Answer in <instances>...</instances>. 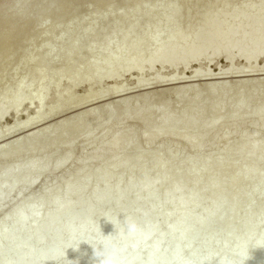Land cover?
Wrapping results in <instances>:
<instances>
[{
    "label": "bare ground",
    "instance_id": "6f19581e",
    "mask_svg": "<svg viewBox=\"0 0 264 264\" xmlns=\"http://www.w3.org/2000/svg\"><path fill=\"white\" fill-rule=\"evenodd\" d=\"M109 1L111 0H48L47 4H42L44 3L42 2V0H0V26H1V30H0V79H2V76L5 75L6 72L7 74L17 73L18 68L16 69L15 66L13 69L9 70L12 63H15L13 62V60H11L12 62L9 65H6L8 62L7 61L8 58L12 57L10 53L16 47L19 48V47L27 46L28 48V46L32 45L31 44L32 42L39 41V40H34V36H33L35 35L33 33H35L37 29H41V30L45 28L47 29L48 25H50L52 22H56L62 18L72 19L73 17H75L74 14H76V11L79 7L81 8V6L87 3L93 4L91 5L92 7L88 8L87 10L88 12L87 11L86 13L84 12V15L81 16V20L79 21L80 25H82V23L83 25L85 24V29L84 30L82 29V31H84V34H85L84 35L85 41L80 42L84 38V36L82 38L79 36L80 32L79 33L77 32V35L76 33H73V32L70 33L66 41L65 50L62 54V61H61L62 64L60 62L62 67L58 71L53 70L57 67L52 69L54 71L53 73H52V70H50L51 71L50 72L48 70L44 71L45 69H41V68H44L45 66L40 67V69H38L39 68L38 67L36 70L34 69L31 74L29 73L30 75H27L28 77L23 76L21 78V81L16 83L15 87L13 86V88L11 89L9 87H6V89L3 88V91L4 89L5 91L4 93H1L3 94L1 96L4 97V100L0 101V114L7 113V107L5 106L6 101L11 99L21 90V86L23 85L24 82H29L33 90H35L42 83L43 77L44 76L48 77L47 74L49 73H52V75H49V76L54 79V83L52 85H49L50 87H48V89L50 88L49 90H51L52 92L53 90H57L58 94L56 95V99L54 101L55 102L54 107L50 110L45 111L44 113H41V115L36 119L34 123H31V124L24 123L16 127L15 129L7 130V132L0 134V139H1V138H7V137L10 138V136L13 134L14 136L12 137H15V134L17 135V133L22 132L21 134H18L17 139H14L15 141L12 140L13 142L10 141L9 143H6V144L4 143L3 145L0 146L1 157L6 153L10 155H15L18 152H21L23 150L21 147L24 148V146L25 148L27 147L26 150H28L26 154L31 153V151L34 152L36 149L32 150L33 145L35 146L36 143L40 144L41 141L37 142V140L43 139V137L39 139L37 138L41 134H42L41 136H44L45 134L49 133L50 135L49 134L47 135H49L50 137L51 136L54 137L56 140L60 139L59 141H61V139H64L65 134L71 133L73 135H76V134L78 135L81 132H86L89 129H92L93 127L97 125L103 124L104 126H106L109 124V122L114 121L116 118H117L116 119L117 121H114V122H116L117 124H121L126 119L124 117H120V115L125 116L126 113L125 114L115 113L114 112L115 110H113V108L117 107L118 109L120 107L119 105H121L122 103L118 104V102L116 103L114 101L116 104L113 102L115 105L114 107H111V105L105 104L106 103L105 101L108 100V99L106 100L105 97H108V96L115 97L116 95L119 96L118 95L119 93L122 92V94H124L123 92L125 90L126 91L133 90L137 88L138 85L141 84V81L139 78L133 81L132 84L133 85L136 84L134 86L126 85L124 84V81L122 84L121 81L123 80V77L124 78L127 77L125 76V74L126 75L129 74V73H123V70L125 71L128 66H130L131 64L134 65V63H136L135 65L138 66L139 64L137 63H140L144 60H147L146 65L148 64V66L152 65V62L154 64V62H156L155 59H158L160 57L162 58L167 57L169 60L171 59L175 60L174 58L175 53L176 55H178L176 51L179 50V53H181L178 57L183 55L184 50H182L183 48L181 46L182 45L186 46L187 43L185 42L189 43V41H191V43L193 42L194 45L196 44L198 45L202 43L203 49H207L208 47L213 46V45L217 46L219 49L218 51H216L211 56L203 59L207 64H214L215 61L218 59L220 52L222 51L224 52L237 51L239 56L247 59L246 66H244L242 69H239V70L232 67L234 65V64L232 65L233 61L228 62L225 65L226 70L222 73V75H225L223 76V78H225L226 75L231 76L233 74L235 75L236 73L238 74V78H239L243 76V75L239 76L243 73L245 75V73L253 72L252 70L257 68V67L253 68V65L255 66L257 61H259V59H261V62H263V65L261 67H258L257 69L259 71L260 69L263 70L264 57L262 56H264V50H259L257 43L259 44L261 38L263 37L264 21L262 20L257 21L251 18L247 19L248 18L247 16L252 9L251 7L254 4H256L257 0H247L246 4L243 3L242 4L243 6L240 7V11L236 14V16H233L232 18L228 20L226 28H224L223 31H221V35L219 37H212L209 39L204 38V29L210 28V27H213L214 29L218 28V23L221 18L220 12L211 13L208 16H202V17L200 16L201 21H200L199 26L195 27L194 25L193 27L192 25L191 26L192 28H187L188 27L187 26L185 27L186 28L185 30L183 29L181 30V26H180L181 19H179L178 17L182 16L181 15L182 7L180 3L178 2V0H170L169 3H165L166 5H162V6H160L161 3L159 4L157 0H151L154 3V6L151 9H149L145 15L139 14L138 12L139 10L137 9V4L133 3V5L131 4L130 7L128 6L129 7L128 8L127 6L123 5L124 3L122 2V0H118V1H121V3L123 4H117L118 9L116 10V13L113 15L114 17L113 16L111 17L112 20H114L112 21L113 24L112 23L105 24V22L109 23V20L106 17L107 16L106 9L110 4ZM140 1H143V0H136V2H140ZM262 1L263 3L256 8L257 14H264V0ZM223 2H224L223 0H215L214 4H222ZM226 5H229V4L227 3ZM226 7L223 6L222 8L226 9ZM227 8H229V6ZM37 11L40 12V16L35 15V12ZM187 14L184 16V18L189 19V15ZM128 16L130 17V21L128 20L129 19ZM160 16H162L163 18L158 23L153 20ZM124 18H126L127 21ZM158 19L156 20L158 21ZM97 21H101L104 25L97 30V31H100V35L94 36L93 33L96 31V29H94L95 27L94 25ZM237 21H243V28L240 31V34L238 36L239 40H243L246 38L245 30L248 27H251V28L254 27L253 35L250 37V40L254 42V45H251V47L245 48L243 50H239L236 46L230 47L225 42L231 39L232 29ZM114 22H116V24H114ZM153 22L155 24H153ZM141 24H146L145 26H143V27H146V30H145L146 32L143 31L142 33H139L140 35H137L138 33H136L137 36L132 37V35L135 34L134 32L136 30L135 28L139 27V25ZM147 26L149 27V30H147ZM69 28L71 29L72 27L71 26H69L68 28L58 27L59 30L63 29L62 31H64V29L68 30ZM46 29H45V32H42L43 34H45L47 30H50V28L47 30ZM73 29H74V26H73ZM139 30L142 31V29H139ZM53 32H50V33H53L55 35V30ZM53 34L52 36H50L49 33L46 34L50 36L49 37L50 41H51V37L53 38L55 37ZM91 34H93L92 38H90ZM87 36H88V39L86 38ZM41 38L42 39H40L41 40L40 43L37 42L38 46L41 44V42H43L46 39L44 35ZM116 39H117V42H116ZM190 39H193V40H190ZM102 40H105L106 44L104 43L105 41L102 42ZM180 40L184 42L185 44H183ZM178 41H180V43L182 44L178 43ZM100 42L104 43L105 45L101 47L103 48L102 50L99 49V51L96 52L98 48H100V47H97L96 45L100 46L99 45ZM177 44H180V45L177 46ZM80 45H81V51L85 52L84 54L86 53L89 54L88 56L90 57L89 58L88 56L85 57V60L87 59L88 61L87 60L83 62H81V60L77 61V62H81V64L80 63H78V65L73 64V67H75L73 68L72 65L69 66L68 64H71L69 63V61L73 60L72 57L76 58L78 56L77 55L78 52L74 50V47L75 46L79 47ZM165 46L169 49H166ZM40 48H41V45H40ZM13 52L14 51H12V53ZM32 53L31 52L30 54L27 53V55L21 54L25 56V57L21 56V57H24L22 58L23 67L26 68V66L32 65L33 63H40L42 65L46 64L47 62L50 61L49 60L50 58H52L53 56L57 54V52L53 48L46 49V51L42 53V56L40 55L41 56L40 58L37 57L38 55L34 54L33 51ZM75 54L76 56H74ZM35 56L37 58H35ZM100 58L101 60H105L106 63L102 64L104 63L102 61H100L99 63ZM197 60H198V57L196 55L189 58V60L185 64H183L184 71L186 72L189 66L196 63ZM158 61H161V60H157L156 64L159 63ZM77 62H73V63H77ZM114 64L117 66L121 65L120 66L121 71L119 73H116V74L114 73V70L116 69V68L113 69ZM18 65H21V63H19ZM179 65H180L179 62H176L172 67L176 68ZM7 66L9 68H7ZM66 67H70V69H75L73 70L75 71L73 72L75 75L72 73H70V75H65L66 72H64V68ZM110 69H112L113 71L112 74L108 73ZM138 69H139V66H138ZM118 70L116 69V72ZM234 70L238 72H235ZM141 71L142 69L139 72ZM68 72H72V70L70 71L68 68ZM185 72L184 74L186 75L187 73ZM185 75H182L183 77L173 76L172 80L185 81L184 79L190 78L191 80L192 78V80H194L193 78H195L198 80L200 79L199 81H201L202 78H207L209 76V74H203L199 72H195V74L193 73L194 76L191 75L189 77H186ZM252 76H255V75L252 74ZM8 77L9 76H7V78ZM212 78H213L212 80L215 79L214 77ZM63 79H65V81ZM190 80H187L184 83H187V82L192 83L193 81L192 80L190 81ZM262 80L264 81V79L261 78V80H257V82L258 81L260 82ZM202 81L208 82V81H211V78L203 79ZM254 81L249 82L248 80H246L245 83H242L243 85L241 83H238V85H242V86H239L238 91L241 89L245 91V93L241 91L242 94L240 96L239 102L231 110V113H230L231 115L229 114L230 115V119H229L230 126L224 132H221L220 134L217 133L211 138H207L206 132L216 127L218 122L223 118V116H225V113L228 111L232 103V99H230L228 94L230 90L232 92L233 88L228 89L229 91L225 90L226 94L224 95L222 99H220L219 101L217 100L218 102L212 99L215 96H217L216 93H219L217 90L219 89L221 90L222 88H224V85H225L224 81L223 83L222 81H220L221 83L220 82L217 83V81L215 83H203L204 86H201L203 87L202 90L208 93L203 96L202 94H199V92L201 93L202 91L200 89H198L200 90L199 92L198 91L196 92L197 94L194 93L197 89L194 88L195 87L194 85H190V83L179 89L173 90L175 96L173 99L171 109L168 110V112H165L163 110L164 112H159L156 114L157 116L155 115L158 126L156 128H151L148 130L145 129L146 131H143V133H142V129L140 131L141 137H143L144 140L145 138H147V141H149V139L153 141V139L162 137L167 134H175V136L182 139V138L187 137L190 133H193V136L191 139L193 152L200 150L201 147L205 145L204 143L209 141L208 143L212 144L213 146L216 143L218 145V142H221V144L223 142L224 149L232 148L237 151H245V154L240 155L239 157L234 159V157H228L230 154H228V156L225 155L226 153H224L223 152L224 149H222L221 151H218L219 153L218 152L216 153L217 155H214L215 157H213V160L189 163L187 162V157H186L188 155L182 156V153H180V151H178L177 148H173L172 146H164L160 150L161 155L154 158V160L151 161V164H150L149 162L146 163L143 160L146 158L145 156L149 154V152L147 151L151 152L152 151L151 149L147 148L149 150L145 149V151H135V152L131 151L133 153H128L130 152V150H132L130 148H132L133 145H134L133 149H135L134 147L136 144V141L127 140V135L130 134V132H132L131 130H129L130 131L129 132L126 130L127 128L124 129L129 133H127L124 130H121L122 132L113 131L110 133L111 135L108 137L110 145L115 146L117 144H124L125 142H127L126 144L131 145V146L130 148H128V151H125L127 153H125L124 151H120L119 148H118V151L117 149H112L108 151L105 155L95 159L97 163L103 160L108 161L106 164L102 165L99 168L98 175L99 177L100 176L102 177L108 174H113V175L119 174L121 172L123 162L125 163L126 160H127L126 162L130 160V161H133L134 164L136 163L137 165L136 167H134L129 180H117V182L115 181L116 184L114 188L109 187L108 184H104L102 182L101 189L99 190L97 189L98 191H95V192H90L89 186L93 179L89 177L85 179V184L83 187H81L80 189L76 190L75 192L71 194H66L64 196L61 195V193L62 194L64 193L62 191H64L67 188V186H69L77 178V174L75 172L66 175L58 184H54L51 186L48 185V187H45L44 190L41 191L42 193L39 198L38 208L27 215V218L29 222L31 223V225L27 232V237L23 241V245H26V242H28L30 238L34 236L35 237L41 236L40 239L43 242V248L41 250L29 248L25 252H18L13 255H8L2 260L1 264H46L49 261L57 258L60 253V250L66 245H69V244H74L76 246H80L84 244L94 245L101 238V235L105 236L108 233V236H109L111 232L112 233L115 232L114 234H118V238H117L118 246H121L122 244L125 243L124 240L126 236L122 237L119 235L120 225L116 223V217H118V219H120L121 221L124 218H129V217L137 223L139 222L143 223L144 220L146 221V218H143V217H146V215L144 216V215H141L143 213H139V212L145 211L146 209H143V211H135L137 213H131V214H127L126 216H124L125 215L124 206H126V205L123 206L124 200L127 197H129L128 194H130L131 192L133 193L132 197H130L131 199L129 198L131 201L126 200L130 203L129 205H132L131 203L135 204L139 202L143 196H145L147 199H151L154 197H160V196L165 197L168 200L173 201V202L169 201V203L171 202L174 204L172 208L170 207L171 210L167 211V213L163 215V218H165V220L167 221L173 220V222H175L176 220L177 223L175 222L173 224L172 227L175 226L174 228L168 229L163 236L156 238L154 240L156 244L154 246H151L150 252L148 253L145 261H143L144 264H172V263H175L177 259L183 256L182 254L183 252L181 251V249L185 245L188 244L190 237L193 236L194 234H197L200 231L202 232L205 231V229H211L213 234L220 233L221 229H223V231H226L227 229L228 230V232H226L227 234L224 235V238L223 236L221 237V239L223 238L222 239L223 241L221 240V242H223V244L225 245L229 244L232 241L236 243L239 240H241L244 236H246L249 233V231L251 232L253 228H256L253 226H257L258 225L257 222H259V220L264 219V217L262 218L258 215L259 213H262L261 214L262 216L263 211L256 212V210H259V209L258 208L255 209L251 207L253 205L252 204L253 202H251L254 199L253 196L258 195L256 194V192L259 191L260 193L262 192V194L264 193L263 192L264 185L259 184L260 181H258L259 180L258 178L256 179L257 181H254L255 179H253L254 177L256 178V176H258L260 177L262 181L263 180L262 178H264V168H263L264 167V152L260 153V155L262 154L263 156L262 155L261 157L258 156L259 152L263 151V149L261 148L264 147V138H262L261 136L262 132L264 131V102H262L259 107L261 113L259 115L249 116L251 120L247 119V122L250 121L248 126L246 128L243 126L245 128L244 131H247L249 133V136H243L241 138H238L237 141L235 142H232L235 139L231 136V134L234 131L239 130L237 127L241 126L240 118L243 115L242 114L243 107L248 104L250 97H254L255 95H257V93H255L254 91L251 93V90H256L257 88L254 87L256 85H259L257 87H260L262 85L264 86L263 81L260 83L258 82L259 84L257 83V84L252 85V83H256V81L255 82ZM236 82H239V81H236ZM60 84L63 85L62 91H58V86ZM226 86L228 85H225V88ZM81 88H84L87 90L83 93V95H80L81 97L79 96L80 98V99L78 98L79 101L75 102L74 100H72L76 104L75 103L70 104L69 102L68 106L64 104L65 107L64 106L62 107L61 103H59L60 99L62 100V98H66V100H69V99L71 100V97L73 95H76L75 92L77 90L80 91ZM204 91H203V94H205ZM163 93L165 92L163 91ZM163 93H162L163 97L161 96L162 99L164 98ZM144 94H142L143 97L145 96ZM31 96L32 94L30 92L26 95L24 99L16 101L13 104V108H12L13 112H15L21 105H23L25 100H29ZM201 96L204 98L208 97L207 99H211L212 103L207 102L208 105L204 107L203 105L206 104V101H205L206 99H205L204 103L202 104V107L199 106V108L197 107V108L192 109L194 107V104L199 105V103L197 102H200V100L203 99ZM135 97H132V99ZM147 97L149 98V96ZM138 98H140L138 100L142 99L141 97H138ZM46 99L47 97L44 96L35 105V109L37 110L40 109L42 103ZM100 99L105 100L103 101L104 102L103 105H101L102 102H100L101 103L100 104L99 101H97ZM132 99H131V103H132ZM149 100L150 99L147 100L146 98L143 104L145 105V102H149ZM95 101H97L100 104V106L96 102V104L95 103L94 104L98 105V107L94 105L96 108L88 107V109L86 108L87 110L82 109V106L84 108V106L91 104ZM61 102H65V100ZM120 108L121 109H118L119 112H122V111L126 112L127 110L130 109L134 115H136V112L140 110L135 105L132 107L128 106L127 103H124V105L121 106ZM81 109L85 111H82ZM147 111H148L147 108L143 111L144 114L147 116V118L145 119L143 118L142 123L140 122V124H142L144 127H147V124L149 123V121H151V118L153 117ZM116 114H118V116ZM204 114L205 115L209 114L210 116V118L207 121H204L197 126L192 124V121L194 119L201 117ZM61 115L62 117L59 118L53 126H50L51 128L45 127L40 130L24 132L25 129L28 128L29 126H36V124L38 125L39 123H42L44 121H47L49 119H52L56 116H61ZM175 115H178V118H174ZM135 117H131V118H135ZM131 121L133 120L131 119ZM90 124L92 125L90 126ZM143 126L141 127L140 125L141 128H143ZM123 132H126L127 134ZM108 133L109 131L108 132L104 131L100 135V137H98L99 139L96 140L97 142L95 143V146L92 144L94 148L104 143L105 139L107 138ZM83 135L84 136L82 137L84 139H88L87 133H84ZM232 138L233 140H231ZM55 143L53 142V144L52 143H49V144L53 146ZM149 143L147 144L150 145L151 147V144ZM49 144L44 145L45 148ZM51 145L49 147L52 148ZM28 146H30L31 148H29ZM37 146L35 147L37 148ZM51 148L47 151L43 150L44 153L51 152L52 151ZM153 150L155 149L153 148ZM11 151L13 152L17 151V152L13 153ZM68 161L69 160L65 158H60L59 163H56L50 170L51 171L56 170L59 168L60 165L65 164ZM92 161L93 160L89 158V155L87 156L83 155L80 162L78 161L79 162L78 166H80L82 170H87L90 168V166L93 165L91 164ZM178 161L181 163L180 165H182V162L183 163L185 162L184 166L183 167L173 166V165H177L174 163L176 162L179 163ZM42 164H43L42 160H39L37 162H34L33 164H30L29 167L32 171L29 173V175L26 178L21 179L19 182L21 184H24L25 182L31 179H34L37 168H39ZM149 165L151 166L149 167ZM261 165H262L261 168L263 169L258 168ZM173 167L176 169H173ZM148 168H151V172L154 175L158 171H162V170L163 171L173 170V173L175 176L187 173V175H189L188 176L189 178H186L187 180L185 179L186 183L188 181L192 182V180L194 179L193 181L194 184H192L193 189L187 191V193L183 196L185 191L184 193L182 192L183 191L182 187L181 189L173 188L172 182H168V184L171 183L170 185H167L169 188H164V187L159 188V186L157 187L148 182H141L137 186H135L134 185L135 181H137L141 176L145 175L147 170H149ZM227 173L231 175V177H229L230 179L229 181L225 180L226 176L228 175ZM99 181L98 182L96 181L97 184L99 183ZM226 181H227V185L225 189L224 188L221 189L222 188L221 185L223 186L224 183H226ZM251 181H254V182H251ZM255 182H258V183H255ZM263 182H260V183H263ZM245 183L247 186L245 185ZM253 183H255L256 185H254ZM99 184H101V182ZM256 186L258 187V189L256 188ZM124 189H126V191H124ZM178 192H181V194ZM19 193L20 191L16 192L17 195ZM204 193H207L206 196H208L209 204L206 206V208H204L200 212L199 214L200 216L198 215V218L192 221L190 227L185 229L184 227L185 220L190 215L194 206H197V204L200 203L201 198L203 197ZM176 194H179V196L180 195L182 196L178 199L177 197H175L177 196ZM206 196L203 197L205 198L204 199L205 201L207 199ZM174 197L175 199H173ZM256 197L264 198V196L261 197L259 195ZM27 199L29 198L27 197ZM240 199H243V200L245 199L244 201H247V203L239 204L240 202L238 201H242ZM182 200L184 204L180 203ZM56 201H60V206H59L60 208L58 207L59 209L57 208V210L45 211V213L43 212L42 210L43 207H45L46 205L48 206V204L52 202H56ZM85 201L88 206L92 207L93 205H96V207H100L102 210H103L102 207H105L109 204L111 206L112 202L118 205L116 212L113 215L111 214L108 217H106L104 220H102L103 222L100 223L98 227H96L89 235H81L80 228L83 225L89 226L90 224H93L95 221H97L98 218H101V216L104 218V216L103 214L102 215L100 214V210H98L99 209L98 208L90 212L89 215L86 216V218H83L85 210H82L81 205H82V202L84 203ZM259 202L260 203H257V204L262 203L261 205L264 206V199ZM223 203L224 204L233 203V204H231L232 206H230V208L221 210L219 209V207ZM255 205L256 203H254L253 206ZM263 206L260 209L264 210ZM23 208H24L23 201L20 202L19 204L17 203V206L12 209V212H10L11 214L9 213L8 216L10 217L8 218L9 219L19 218L22 214ZM153 214H154L153 220L156 223L154 222V226L152 224V227L149 232L142 233L137 238V241L133 244V246H140L143 243H148L150 241L151 232L157 228L156 226H158L156 218L159 217V215L155 211L152 214H149V216ZM215 216L218 217V220L216 219L214 220ZM140 217L142 218V220H140ZM8 218H4L6 220L3 219L2 221H0V237L2 236L6 228L5 227L6 224L9 223L7 221L9 220ZM73 220H77L76 226H73V223L71 226L70 222ZM53 221L56 222L55 225L57 227L64 226L66 224L65 221H68V223L64 227L66 228L68 232H71L73 235L69 236V234H66V235L61 236L57 245L54 246L53 250L50 253H48L46 251V248L49 246V242L45 238V234L48 233L47 230H49L50 228L46 229L44 232H37L34 230V226L41 222H53ZM255 223L257 225H255ZM241 226L244 229V232L242 231L243 232L242 235L239 234L238 237L233 236L234 231L232 233L231 230L235 229L239 231V229H236V228H240ZM211 230H208V232ZM18 231L19 230H17L16 228L11 230V232H18ZM180 233H183L184 235L181 234L182 236H179V238H176V236ZM42 235H44V237ZM217 237H220V235L218 234ZM172 239H175V247L171 251L170 250L167 252L165 251L166 253H164V251H162V253L158 251V248L160 250L163 244H166L168 240H172ZM212 239L214 241L216 237ZM205 241L209 244V246H211L210 245V243H212L211 236H209L207 240ZM204 244L206 243H203L201 245H204ZM158 245L161 247H159ZM157 246L158 248H155ZM152 247L154 248L152 249ZM254 255H255L254 263L264 264V234H262L261 245L254 248ZM118 257H119V262H120L121 256L119 252H118ZM230 257H231V260H234V259L241 257V255H240V252L234 251L232 252ZM136 259L137 258L132 259L130 262L126 264H133L134 260ZM210 260H211L210 255H207V256L205 255V257L201 261H202V264H208ZM77 262L79 264H88V259L84 257L82 258L78 251H74L63 260V264H76ZM217 264H231V262L226 263L225 257L222 256L217 262Z\"/></svg>",
    "mask_w": 264,
    "mask_h": 264
},
{
    "label": "rangeland",
    "instance_id": "374dc122",
    "mask_svg": "<svg viewBox=\"0 0 264 264\" xmlns=\"http://www.w3.org/2000/svg\"><path fill=\"white\" fill-rule=\"evenodd\" d=\"M47 1L48 0H42V2H44L42 4H47ZM111 1H109L110 4L106 9V15H107L106 17L109 20V23L105 22V24H111V23L113 24L112 21H114V20H112L111 17L116 13V10L118 9L117 4H123L124 3L123 4L124 6L130 7L131 4L133 5V3H135V4H137V9L139 10L138 12L140 15H145L148 12V10L154 6V3L151 0H143L140 2H136V0H122L123 3H121V1H118V0H113L112 2ZM117 1L120 3H118ZM157 1L159 2V4L161 3L160 6L166 5L165 3L170 2V0H161V1L157 0ZM214 1L215 0H178V2L180 3V5L182 7L181 8V15L182 16L180 15L181 17H178L179 19H181V21H180L181 22L180 23L181 30L182 29L185 30L186 29L185 27H187V26H188L187 28H192L191 27L192 25H193V27H194V25H195V27L199 26L200 21H201L200 16L201 17L202 16H208L211 13H215V12L219 13L220 12L221 18H220V21L218 23V28L214 29L213 27H210V28L204 29V38L209 39L212 37H219L221 35V31H223V29L226 28L228 20L230 18H232L233 16H236V14L240 11V7L243 6L242 5L243 3L244 4L247 3V0L246 1L245 0H223L224 2L222 4H214ZM227 3L229 5H226ZM262 3H263L262 0H257L256 4H254L251 7L252 9L247 16L248 18L247 17L246 18L247 19L251 18V19H254L257 21H260V20L264 21V14H257V11H256V8L259 5H261ZM88 4H90V5H88ZM111 4H113V5H111ZM91 5H93V4L87 3V4L83 5L84 8H83V6H81V8L79 7L76 11V14H74L75 17H73L72 19L62 18L56 22H52L47 27V29L50 28V30H47L45 28L47 30V32L45 34L42 33V32H45V29H42L43 31L41 29H37L36 31H38V32L35 31V33H33L35 35H33V36H34V40H39V41L33 40L34 42H32L31 43L32 45L28 46V48H27V46H25V47L23 46V47H19V48L16 47V48H14V50H12V51H14L13 53L11 51L12 54L10 53V55L12 57L8 58V60H7L8 62L6 65H9L12 62L11 60H13V62H15V63H12L10 68L7 66V68H9V70H10V69H13L15 66L16 69L18 68V71L16 74L15 73L7 74V72H6V74L4 73L5 75L2 76V79H0V101L4 100V97L1 96L3 94H1V93H4L6 87H9L10 89L13 88V86L15 87L16 83L21 81V78L23 76L30 75L34 69L36 70L38 67H39L38 69H40V67L45 66L44 68H41V69H45L44 71H46V70L50 71L55 67H57V68H55L53 70L58 71L62 67L61 66L62 54L65 50L67 38L69 37L70 33H72V32L76 33V35H77V32L78 33L80 32L79 33L80 35L79 34L78 35L81 38L85 35L84 31H82V29L83 30L85 29V24L83 25V23H82V25H80L79 21L81 20V16L84 15V12L86 13L88 8L92 7ZM223 6H225V7L229 6V8L226 7V9H223L222 8ZM186 8H187V10H186ZM188 12H190V13H188ZM186 14L189 15V19L184 18V16ZM35 15L40 16V12H38V11L35 12ZM158 18H156V19H158V21L156 19H153V20L158 23L159 21L162 20L163 17L160 16ZM124 19L127 21L126 18H124ZM128 20L130 21V17ZM114 24H116V22H114ZM153 24H155V23L153 22ZM78 25H80V26H78ZM103 25L104 24L101 21H97L95 23L94 29H96V31L93 33L94 36L100 35V31H97V30L100 27H102ZM145 25L146 24H141V25H139V27L141 26L140 28L139 27L135 28L136 29L134 31L135 34H133L134 33L133 32L132 37L140 35L139 33H142L143 31H145L146 27H143ZM69 26L72 27L71 29H73V26H74V29L71 30L69 28L68 30L64 29V31H62L63 29L62 30L58 29V27L68 28ZM242 28H243V21H237L236 24L234 25L233 29H232L231 39H229V41H225L227 45H229L230 47L236 46L239 50H243L245 48L251 47V45H254V42L250 40V37L253 35V28L254 27L253 28L248 27L245 30L246 38L243 40H239L238 36H239ZM139 29H142V31ZM0 30H1V26H0ZM54 30H55V35L53 34ZM147 30H149L148 26H147ZM48 31L53 32V33H50ZM57 32H59V33H57ZM47 33H49L50 36H52V34H53L55 37L54 38L51 37V41H50V38H49L50 36L46 35ZM136 33H138V34L136 35ZM93 34L90 35V38H92ZM43 35L46 37L47 41L45 39L43 42H41V44H40L41 48H40V45L38 46L37 42L40 43V41H41L40 39H42L41 37ZM56 35H57V37H56ZM72 35H74V34H72ZM36 37H38V38H36ZM86 38L88 39V36ZM103 39H105V38H103ZM190 40H193V39H190ZM83 41H85V36L82 39V41H80V42H83ZM104 41L105 40H102V42H104ZM180 41H178V43H180ZM116 42H117V39H116ZM104 43L106 44V41ZM104 43L100 42V44H99L100 46L96 45L97 47H100V48H98V50L96 52H98L99 49L100 50L103 49L101 47L103 45H105ZM182 43L183 44L187 43L186 46L185 45L181 46L183 48L182 50H184V53L182 56L178 57L181 53H179V50L176 51L178 55H176V53H175V55L177 56L176 57L174 55L175 60L174 59L169 60L167 57H163V58L160 57L158 59H155V61L156 62H157V60L162 61L164 59L162 62L158 61L159 63H157V64H156V62H154V64L152 62V65L149 64L150 66H148V64L146 65L147 60H144V61L140 62L141 64L137 63V64H139L138 65L139 69H138V66L135 65L136 63H134V65L131 64L130 66H128L125 71L123 70V73H129V74H127V75L125 74V76H127V77H125V78L123 77V80L121 79L122 84L124 81V84L131 86V85H133L132 84L133 81L135 79L139 78L141 81V84L138 85L139 87L137 86V88H135L133 90H127V91L122 90V91H124L123 92L124 94H122V92L119 93L118 94L119 96H117V95L115 96L117 98H115L114 96H108L110 98V100H109L108 97H105L106 100L108 99L107 100L108 102L105 101L104 99L103 100L102 99L97 100V101H99V103L102 102V104L100 103L101 105H103V103H104L103 101H105L106 102L105 104H109V105H111V107H114V105L117 102H118V104L122 103L123 105H124V103H127V105L130 107L135 105L138 107V109H140L136 112V115H134L130 109L127 110L126 112H124V111L119 112L118 109H121L120 107L123 106L121 104V105H119L120 107L118 109H117V107L113 108V110H115L114 111L115 113H124V114L126 113L125 116L120 115V117H124L126 119L121 124H117L116 122H114V121H117L116 120L117 118H116L114 121L109 122V124L106 126H104L103 124L97 125V126L93 127L92 129H89L86 132H81L78 135L77 134L73 135L71 133L65 134L64 139H61V141H59L60 139L56 140L52 136H51L52 137L51 138L49 136L50 135L49 133H47L49 135L45 134L44 136H41L42 135L41 134L37 138L39 139V138L43 137V139L37 140V142L41 141L40 144L36 143L39 146H37L35 144V146H37V148L33 145L32 150L36 149L34 152L31 151V153L26 154V152H28V150H26L27 147L25 148V146H24L25 149L23 147H21L23 150L21 152H18L15 155H10L7 153L4 154L2 157L0 155V221H2L4 218L10 217L8 215L10 212H12V209L17 206V203L19 204L22 201L24 202V208H23L21 216L19 218H10V219L8 218L9 220H7V221L9 223L6 224V226H5L6 228H5L2 236L0 237V264H1L2 260L8 255H13V254H16L18 252H25L29 248L30 249H36V250H41L43 248V242L40 239L41 236L40 237L34 236V237L30 238L29 241L26 242V245H23V241L26 239L27 232H28L30 225H31V223L29 222V220L27 218V215L38 208L39 198H40V195L42 193L41 191L44 190L45 187H48V185L51 186L54 184H58L66 175L75 172L77 174V178L74 182H72L69 186H67V188L64 191H62L64 193L63 194L61 193V195L64 196L66 194H71V193L75 192L76 190L80 189L81 187H83L85 184V179H87L89 177H91L93 179L92 182L90 183V186H89L90 192H95V191H98L99 189H101L102 182L104 184H108L109 187L114 188L117 180H129L134 167H136V165H137L136 163L134 164V162L130 161V160H129L130 162L129 161L126 162L127 160L125 161V163L123 162L122 169H121V172L119 174H114V175L108 174V175H104L102 177L101 176L99 177V175H98L99 168L102 165L106 164L108 161L103 160V161L97 163L95 161V159L105 155L108 151H110L112 149H117V151H118V148H119L120 151H124V152L128 151V148H130V146H131V145H127L126 144L127 142H125L124 144H117L115 146L110 145L108 137L111 135L110 134L111 132H113V131L118 132V131L124 130L126 128H127L126 129L127 131L131 130L132 132L129 131L130 134L127 135V140L136 141V144L134 147L135 149H133V146H134L133 145L132 148H130L132 150H130V152H128V153H133L135 151H145V149L149 148L152 151L151 152L147 151V152H149V154H147L145 156L146 160L144 159L143 161H145L146 163L149 162L150 164H151V161L154 160V158L161 155L160 150L164 146H172L173 148H177V150L180 151V153H182V156L188 155L186 157H187V162H189V163L198 162V161L213 160V157H215L214 155H217L216 153L218 151H221L222 149H224V146H223L224 143L223 142H222V144H221V142H218V145L216 143L213 146L212 144L208 143L209 142L208 141V142L204 143L205 145H203V147H201L200 150L193 152L192 151L193 148H192V144H191L192 143L191 139H192L193 133H190L187 137L182 138V139L175 136V134H167V135H164L162 137L155 138V139H153V141L151 139H149V141L151 140L150 143H149V141H147V138H145V140H144V138L141 137V133H140L141 129H142V133H143V131H146V130L151 129V128H156L158 126V123H157L156 118H155V115L157 113L164 112V111L168 112V110L171 109L173 99L175 96L173 90L179 89V88L186 86L190 83V82L184 83L185 81L190 80V78L184 79L185 81H181V80H172V77L173 76L181 77L182 75H185L184 74L185 71L183 69V64H185L189 60V58H191L192 56L196 55L198 57V60L196 63L189 66V68L185 72V73H187L185 76L186 77H189L191 75L194 76L193 73L195 74V72H199V73H203V74H209V76H210V77L208 76L209 78L208 77L202 78V80L211 78V81H208V82H204L202 80L199 81L200 79L198 80V79L193 78L195 80L194 81L191 78V80L193 82L190 83V85H194L195 86L194 88L197 89L194 93L202 90L203 87H201V86H204L203 83H215L216 81H217V83H219L220 81H222V83H223V81H224V84L228 85V86H226L227 89L225 88V85H224V88H222L223 90L222 89L221 90L219 89L220 91L217 90L219 93H216L217 96L212 98L216 101L217 100L219 101L220 99H222L224 97V95L226 94V91H229L228 89L233 88L232 92H231V90L229 91V94L230 93L231 94L230 95L228 94L230 99H232V103H231L230 108L225 113V116H223V118L218 122L216 127L213 128L212 130H209L206 132L207 138H211L217 133L220 134L221 132H224L230 126L229 119H230V115H231L230 114L231 110L239 102L240 96L242 94L241 91H243L241 89L238 91L239 86H242L243 85L242 83H245L246 80H248L249 82H252L255 79L256 83H252V85H253V84H257L259 82V81L257 82V80H261V78L264 79V67H263V70L260 69V71L257 69L258 67H261L263 65V62H261V59H259V61H257L255 66L253 65V68L257 67V68L252 70L253 72L245 73V75L243 73V74L239 75V76L243 75L242 77H239V78H238L237 73H236L237 75L235 74L237 77L233 74L231 76L226 75V77L223 78V76H225V75H222V73L226 70L225 65L228 62L233 61L232 65L233 64L234 65L232 67L239 70V69H242L244 66H246L247 59L239 56L237 51H231V52L222 51V52H220V55L214 64H207L203 59L211 56L216 51H218L219 49L217 46L213 45V46L208 47L207 49H203L202 43L198 44V45L197 44L194 45L193 42L191 43V41H189V43L188 42H185V43L182 42ZM182 43H180V44H182ZM180 44H177V46ZM257 46H258L259 50H264V33H263V37L261 38L259 44L257 43ZM49 48H53L57 52V54L55 56H53L52 58L49 59L50 60L49 62H47L46 64H43V65L40 63H33L32 65H28L29 67L28 66H26V68L23 67V65H22L23 59L22 58L25 57L24 55H27V53L30 54V52L32 53V51H33L34 54H37L38 55L37 57L40 58L42 56V53H44L46 51V49H49ZM37 49H38V51H37ZM166 49H169V48L166 47ZM29 50H31V51H29ZM74 50L78 52V54H77L78 58L72 57V59H73V60H71L72 62L69 61V63H71V64H68V65L69 66L72 65V67H73V64L78 65V63L81 64V62L86 61L87 59L85 60V57L89 55L87 53L84 54L85 52L81 51V45L79 47L75 46ZM15 53H17V54H15ZM21 54H24V55H21ZM32 54H31V56H32ZM80 54H81V56H80ZM21 56H24V57H21ZM74 56H76V54ZM37 57L35 56V58H37ZM89 57L90 56H88V58ZM172 57H173V55H172ZM262 57H264V56H262ZM15 58H17V59H15ZM74 59H76V60H74ZM79 60H81V62H77ZM100 61L104 62L102 64L106 63V61L101 60V58L99 59V63H100ZM60 62H61V64H60ZM73 62H77V63H73ZM97 62H98V60H97ZM176 62H179L180 65L176 68H173L172 66ZM19 63H21V65H18ZM148 63H149V61H148ZM35 64H37V65H35ZM142 65H144V66H142ZM120 66L121 65H118V66L115 64L113 65V69H115V68L117 70L119 69L117 72H116V69L114 70L115 74L119 73L121 71ZM140 66H141V68H140ZM130 67H132V68H130ZM68 68L70 71L72 70V72H68ZM73 68H75V67H73ZM135 68H137V69H135ZM141 69H142V71L139 72ZM53 70H52V73L54 72ZM73 70H75V69H70V67L64 68V72H66L65 75H70V73L74 74L73 72H75V71H73ZM130 70H132V71H130ZM256 70H258V71H256ZM234 71L238 72L236 70H234ZM112 72H113L112 69H110L108 73L112 74ZM257 72H259V73H257ZM52 73L47 74L48 77L44 76L42 83L35 90H33L32 86L29 82H24L23 85L21 86V90L15 96H13L11 99L6 101L5 106L7 107V113L6 114H0V134L7 132V130L15 129L16 127H18L24 123H28V124L34 123L36 121V119L41 115V113H44L45 111L50 110L54 107V105H55L54 101H55L56 95L58 93H57V90H53V92H52L51 90H49L50 88L48 89V87H50L49 85H52L54 83V79L49 76V75H52ZM175 74H177V75L181 74V75L177 76ZM252 74L255 76H252ZM7 76H9V77L7 78ZM64 77H66V76H64ZM212 77H214L215 79L212 80L213 79ZM257 77H259V78H257ZM13 80H14V82H13ZM63 80L65 81V79H63ZM236 81H239V82H236ZM240 81H242V82H240ZM262 81H260V82H262ZM234 83H235V85H234ZM238 83H241L242 85H238ZM62 84H60L58 86V91H62V88H63ZM134 85H136V84H134ZM257 86H259V85L254 86L255 88H257L256 90H251V93L254 91L255 93H257V95H255L254 97H250L248 104L243 107V110H242L243 115L240 118L241 126L237 127L239 130H236L231 134V136L235 139L232 142L237 141L238 138H241L243 136H249V133L247 131H244V129L248 126V124L250 122V121L247 122V119L251 120V118H249V116L259 115L261 113L259 107H260V104L262 102H264V86L263 85L260 87H257ZM59 87H60V89H59ZM3 88H5L4 91H3ZM84 88H81L80 91L77 90L75 92L76 95H73L71 97V100L69 99L70 101L66 100V98H62V100L60 99L59 103H61L62 107L63 106L65 107V105L66 106L69 105V102H70V104L78 102L80 99L79 96L83 95V93L87 90ZM198 89H200V90H198ZM167 90H168V92H167ZM29 91L32 94L31 98L29 100H25L23 105H21L15 112H13V110H12L13 104L18 100L24 99L26 97V95L28 93H30ZM163 91L166 94L163 93ZM203 91L204 90H202L201 93L199 92V94H202V96L208 94L205 91H204L205 94H203ZM160 92H162L164 95L163 99L161 98L162 93H160ZM243 93H245V91H243ZM142 94H144L146 97L145 96L143 97ZM44 96L47 97V99L42 103L41 108L38 110L35 109V105ZM147 96H149V98ZM111 97L114 98L115 100L112 99ZM132 97H135V98L132 99ZM138 97H141L144 100L146 98H147V100L148 99H150V100H149V102H145V105H144L143 104L144 100H142V99L138 100V99H140ZM233 97H234V99H233ZM118 98H119V100H118ZM130 98L132 99V103H131ZM202 98L203 99L200 100L201 103L197 102V103H199V105L194 104V107L192 109L197 108V107L199 108V106L202 107V104L204 103L205 99H206L205 100L206 104L203 105L204 107H206L208 105V103H210V102L212 103L211 99H207L208 97H206V98L202 97ZM209 98H211V97H209ZM63 99L65 100V102H61V101H64ZM72 100H74L75 102H73ZM97 101L86 105L87 107L84 106V108H83V106H82V109L87 110L88 107L89 108H96L95 106L98 107V105H95ZM99 103L97 102V104H99ZM100 104H99V106H100ZM161 106H163V107H161ZM146 108L148 109L147 112L150 115H152L153 117L151 118V121H149V123L147 124V127H144L142 124H140V122L142 123L143 118L144 119L147 118V116L143 112ZM85 110H82V111H85ZM177 114H179V113H177ZM116 115L118 116V114H116ZM61 117H62V115L56 116L52 119H49V120L44 121L42 123H39L38 125L36 124V126H29L28 128L25 129L24 132L33 131V130H40V129L45 128V127L51 128L50 126H53L57 122V120ZM131 117H135V118H131ZM174 118H178V115H175ZM209 118H210L209 114L208 115L204 114L201 117L194 119L192 121V124L197 126V125L201 124L202 122L207 121ZM131 119L133 121H131ZM92 123H94V122H92ZM91 125L92 124H90V126ZM140 125H141V127L143 126L144 129L141 128ZM126 130H124V131H126ZM104 131H107V132L109 131L107 138L105 139L103 144L94 148L95 143L97 142L96 140L99 139L98 137H100V135ZM126 132H123V133H126ZM129 132H127V133H129ZM21 133L22 132L17 133V135L15 134V137H12V136H14V134L11 135L10 136L11 139L8 137L7 138H1L0 139V146L3 145L4 143L5 144L9 143L10 141L13 142L12 140L17 139L18 134H21ZM84 133H87L88 139H84L82 137V136H84L83 135ZM51 135H52V133H51ZM261 136H262V138H264V131L262 132ZM233 138L231 140H233ZM53 142L54 143L56 142L53 146L51 144H49V143L53 144ZM147 143L151 144V147ZM207 143L210 145H208ZM46 144H49V145L45 148L44 145H46ZM50 145L52 146V148L49 147ZM30 146H32V145H30ZM30 146H28V147L31 148ZM50 148L52 149L51 152L44 153V151H47ZM153 148L155 150H153ZM149 149H147V150H149ZM261 149H263V151H260L258 154V156H260V157L262 155V154L260 155V153L264 152V147ZM131 151H133V152H131ZM234 151H236V152H234ZM11 152H13V151H11ZM16 152H13V153H16ZM223 152L226 153L225 155H227V156H228V154H230L228 157H234V159L239 157L240 155L245 154V151H237V150H234L232 148L224 149ZM13 153H11V154H13ZM125 153H127V152H125ZM83 155L84 156L89 155V158H91L93 160L91 163L93 165L90 166V168L87 170H82L80 168V166H78ZM60 158H65L69 161L66 162L65 164L60 165L59 168L57 167L58 169L51 171L50 169L56 163H59ZM39 160H42L43 164L39 168H37L34 179H31V180L25 182L24 184H21L19 181L21 179L26 178L29 175V173L32 171L29 167L30 164H33L34 162H37ZM184 163L182 162V165H180L181 164L180 162L179 163L176 162L174 164H177V165H173V166H175V167L182 166L183 167ZM150 166L151 165H149V167ZM261 167H262V165L259 166L258 168H261ZM263 168H261V169H263ZM148 169L149 170H147L145 175L141 176L137 181H135V183H134L135 186H137L141 182H148V183H151L157 187L159 186V188L160 187L169 188L167 185H170L171 183L168 184V182H172L173 188L181 189V187H182L183 191L182 190H180V191H182L183 193L185 191L183 196L187 193V191L193 189L192 184H194L193 183L194 179L192 180V182L188 181L186 183V180H187L186 178H189L188 177L189 175H187V173L181 174L182 176L181 175L175 176L173 173V170H171L172 172L162 170V171H158L154 175L151 172V168H148ZM173 169H176V168L173 167ZM51 172H53V173H51ZM229 177H231L230 174H228L226 176L225 180L229 181L230 180ZM253 177H251V178H253ZM98 178L100 179V181ZM194 178H195V176H194ZM257 178L259 179L258 181H260V182L264 181V178H262L263 180L261 181L260 177H258V176H256V178L255 177L253 178V179H255L254 181H257L256 180ZM207 180H206V182H207ZM96 181L97 182L99 181V183L101 182V184L98 183L100 186L97 184ZM254 181H251V182H254ZM260 182H259V184L264 185V182L263 183H260ZM255 183H258V182H255ZM255 183H253V184L256 185ZM226 185H227V181H226V183H224L223 186L221 185V187H222L221 189H223V188L225 189ZM245 185H246V183H245ZM256 188L258 189L257 186H256ZM16 190L18 192L20 191V193L18 194L19 196L16 194V192H17ZM252 190H254V189H252ZM124 191H126V189H124ZM178 193L181 194V192H178ZM259 193H260L259 191L256 192V194H258L259 196H261V197L264 196V193L263 194H262V192L260 194ZM128 195H129V197H127ZM128 195L126 196L127 198L124 200V204H123V206L126 205V206H124V209H125L124 210V212H125L124 216H126L127 214H131V213H137L135 211H143V209H146L143 212H139V213H143L141 215H144V216L146 215V217H143V218H146V221L144 220L143 223H141V222L137 223L136 222L140 228V231L133 237L126 236L125 240H124L125 243L122 244L121 246H118V240H117L118 234H114L115 232L112 230L114 232V233H112L110 230V232H111L110 235H113L111 237V238H113V243H115L119 249V253L121 256V260H120L119 264H126L135 258H137V259L134 260L133 264H144L143 261H145L148 253L150 252L151 246H154L156 244L154 240L156 238L163 236L168 229L175 227V226L174 227H172V226L175 222L177 223L176 220H175V222H173V220L167 221V220H165V218H163V215H165L167 213V211L171 210V208L174 206V204L171 203L173 201L168 200L165 197L160 196V197H154L151 199H147L145 196H143L139 202H137L135 204L131 203L132 205H129L130 203L126 200H130L131 199L130 197H132L133 193L131 192ZM176 195L177 196H175V197H177L178 199L182 196V195L179 196V194H176ZM206 195H207V193H204L203 197H205ZM258 195L253 196L254 199L251 202H253L252 203L253 205H254V203H256V205L253 206L251 204L252 205L251 207H253L255 209L258 208L259 210H256V212L263 211L262 216H261L262 213H259V214L257 213L260 217L263 218L264 217V210L260 209V208H262L263 205H261L262 203L261 204H257V203H260L259 201L263 200L264 198L256 197ZM30 196H32V197H30ZM63 196H61V197H63ZM27 197L29 199H27ZM175 197L173 199H175ZM203 197L201 198L200 203H198L197 206H194L190 215L185 220V225H184L185 229L190 227L192 221L195 220L196 218H198V215L200 214V212L204 208H206V206L209 204L208 196H206V198H207L206 201L204 200L205 198H203ZM255 197H256V199H255ZM240 200L244 201L245 199L244 200L240 199ZM169 201H171L170 202L171 205H170ZM242 201H238V202H240L239 204L247 203V201H244V202H242ZM143 202H144V204H143ZM180 203L184 204L183 200ZM229 204L223 203L220 205L219 209H221V210L228 209V208H230V206H232L231 204H233V203H229ZM46 206L42 208L44 213H45V211L57 210V208L60 206V201L52 202V203L48 204L47 207ZM86 206H88L86 201L84 203L82 202L81 208H82V210H85L83 218H86V216L89 215L90 212H92L93 210H96L98 208H99L98 210H100V214L101 215L103 214L104 218L101 216V218H103V219L98 218L97 221H95L93 224H90L89 226L83 225L80 228V234L81 235L91 234V232L96 227H98V225L100 223L103 222L102 220H104L106 217H108L111 214L113 215L116 212V209L118 208V205H116L113 202L111 203V206L109 204L105 207H102L103 210L100 207H96V205H93L92 207H90V206L86 207ZM125 207H127V208H125ZM155 211L159 215V217H157V218L155 217L158 226L155 225L157 228L151 232L150 241L148 243H143L140 246H133V244L137 241V238L142 233L149 232L151 227H152V224L154 226V222H155L153 220L154 214L151 216H149V214H152ZM147 212H149V213H147ZM141 217H140V220H142ZM215 219L218 220V217L215 216L214 220ZM4 220H6V219H4ZM262 220H264V219H262ZM262 220H259V222H257L258 225L255 223V225H257V226H253V227H256V228H253L255 230L252 229L251 232L249 231V233L246 236H244L241 240H239L238 242L235 243L232 241L227 245H225V244H223V242H221V240L224 238V235L227 234L226 232H228L227 229H226V231H223V229H221L220 233H217V234L215 233L216 235L213 234L211 229H205V231H203V232L200 231L197 234H194L193 236L190 237L188 244L185 245L181 249V251L183 252L182 253L183 256H181L179 259H177L175 261V263H172V264H202L201 260L205 257V255L206 256L210 255L211 260L209 261L208 264H217V262L219 261V259L222 256L225 257L226 263L231 262V264H257V263H254V260H255L254 259L255 258L254 248L260 246L262 243V234H264V221H262ZM65 222H66V224L68 223V221H65ZM55 223L56 222H54V221L53 222H41V223L36 224L34 226V230L37 232H44L46 229L50 228L49 230H47L48 233L45 234V238L49 242V246L46 248V251L48 253H50L53 250L54 246L57 245L61 236L66 235V234H69V236L73 235L71 232H68L66 230V228L64 227L66 224L64 226L57 227L55 225ZM72 223H73V226H76L77 220L71 221L70 222L71 226H72ZM14 228H16L19 231L18 232H11V230ZM241 228H242V226L240 228H236V229H239L240 232L235 230V229L231 230L232 233L234 231L233 236L238 237L239 234L242 235V233L244 232V229L242 228L243 229L242 230ZM208 230H211V231L208 232ZM181 234L184 235L183 233H180L176 236V238H179V236H182ZM218 234L220 235V237H217ZM42 236L44 237V235H42ZM105 236H108V233ZM209 236H211V240H212L211 241L212 243H210L211 246H209V244L205 241V240H207V238ZM222 236H223V238L221 239ZM215 237H216V239H214V241H213L212 238H215ZM209 240H210V238H209ZM203 243H206L207 245L206 244L201 245ZM96 246H97V243L94 245L84 244V245H80V246H76L74 244L66 245L65 247H63L60 250V253H59L57 258L49 261L46 264H63V260L69 254H71L74 251H78L82 258L83 257L87 258L88 264H99V259L94 254V249L96 248ZM158 246L155 248H158ZM159 247H161V246H159ZM174 247H175V239H172V240H168V242H166V244H163L161 247L162 249L160 248V250H159V248H158V251L161 253H162V251H164V253H166L169 250L171 251ZM153 248L154 247H152V249ZM234 251L240 252L241 257L234 259V260H231L230 255ZM78 262L76 264H79Z\"/></svg>",
    "mask_w": 264,
    "mask_h": 264
},
{
    "label": "clouds",
    "instance_id": "9594fccd",
    "mask_svg": "<svg viewBox=\"0 0 264 264\" xmlns=\"http://www.w3.org/2000/svg\"><path fill=\"white\" fill-rule=\"evenodd\" d=\"M116 223L120 225L119 235L122 237H133L140 231L137 223L130 217L124 218L122 221L116 217ZM111 236L101 235V238L97 241L94 254L99 259V264H119V249L113 243V238H109Z\"/></svg>",
    "mask_w": 264,
    "mask_h": 264
}]
</instances>
